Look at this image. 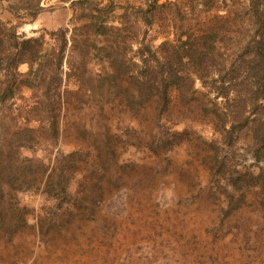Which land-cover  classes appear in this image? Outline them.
Listing matches in <instances>:
<instances>
[{"label":"rangeland","instance_id":"374dc122","mask_svg":"<svg viewBox=\"0 0 264 264\" xmlns=\"http://www.w3.org/2000/svg\"><path fill=\"white\" fill-rule=\"evenodd\" d=\"M7 6L0 19L27 37L72 28L58 0L33 22ZM90 43L70 54L59 97L26 87L0 107V264H264L258 115L200 82L149 100Z\"/></svg>","mask_w":264,"mask_h":264},{"label":"trees","instance_id":"16d2710c","mask_svg":"<svg viewBox=\"0 0 264 264\" xmlns=\"http://www.w3.org/2000/svg\"><path fill=\"white\" fill-rule=\"evenodd\" d=\"M0 1L15 19L31 22L47 2ZM135 1L138 5L119 8L117 0H58L73 10L72 28L32 37L18 33L20 24L0 19V107L26 87L59 97L72 77L65 68L70 54L95 42L111 67L121 68L149 100L168 103L171 91L194 93L200 82L236 116L257 114L264 149V0ZM155 28L164 36L156 48L147 40ZM24 64L26 73L20 71ZM8 166L6 171H14Z\"/></svg>","mask_w":264,"mask_h":264}]
</instances>
